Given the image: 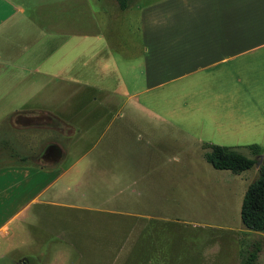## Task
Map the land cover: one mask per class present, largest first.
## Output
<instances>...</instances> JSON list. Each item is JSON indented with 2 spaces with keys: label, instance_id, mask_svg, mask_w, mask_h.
I'll use <instances>...</instances> for the list:
<instances>
[{
  "label": "crops",
  "instance_id": "1",
  "mask_svg": "<svg viewBox=\"0 0 264 264\" xmlns=\"http://www.w3.org/2000/svg\"><path fill=\"white\" fill-rule=\"evenodd\" d=\"M172 136H264V0H0V260L53 264L70 209L138 214Z\"/></svg>",
  "mask_w": 264,
  "mask_h": 264
},
{
  "label": "rangeland",
  "instance_id": "2",
  "mask_svg": "<svg viewBox=\"0 0 264 264\" xmlns=\"http://www.w3.org/2000/svg\"><path fill=\"white\" fill-rule=\"evenodd\" d=\"M146 1L130 0L135 5ZM171 141V146L166 147L170 164L156 173L165 181L156 185L152 193L143 192L137 200L126 199L123 205V212L138 214L113 217L91 212L87 216L70 209L67 219L59 222L63 230L66 228L69 242H54L49 249L55 259L53 264H128L130 259L137 264L146 263V259L149 264H240L241 249L254 242L261 249L255 264H264V235L246 229L239 213L246 188L264 164L263 155L250 154L244 147L248 144L224 145L227 141L218 138L215 144L240 146L243 154L256 160L252 168L232 174L214 169L198 142L179 144L173 136ZM254 141L250 143L264 148V136ZM33 150H37L35 146ZM16 160L19 159L9 153L0 155V164ZM116 226L122 228H118V234L112 230ZM145 230L149 231L150 244H146L147 239L144 246H139ZM12 244L17 245L18 238ZM12 249V256L21 252L19 247ZM0 264L6 261L1 259Z\"/></svg>",
  "mask_w": 264,
  "mask_h": 264
},
{
  "label": "trees",
  "instance_id": "3",
  "mask_svg": "<svg viewBox=\"0 0 264 264\" xmlns=\"http://www.w3.org/2000/svg\"><path fill=\"white\" fill-rule=\"evenodd\" d=\"M128 2L129 0H117L121 10L127 7ZM203 147L205 149L204 158L214 169L238 174L252 168L256 163L255 158L249 157L239 150L240 146L226 147L219 144L205 143ZM244 147L249 150L250 154L263 155L264 159V148L259 146V144H249ZM239 213L241 223L246 229L264 235V164L260 166L257 177L246 188ZM148 235L149 231L145 230V237H142L143 239L139 241V246H144L143 242L147 241V239L149 240L146 244H150L151 239L150 237L148 238ZM163 244L165 245L164 242ZM159 246L161 245L159 244ZM260 251L258 242L252 243L249 248L241 249L240 264H255ZM135 259L137 258L135 257ZM131 260L128 261V264H137ZM145 262L144 264L151 263L148 259Z\"/></svg>",
  "mask_w": 264,
  "mask_h": 264
}]
</instances>
